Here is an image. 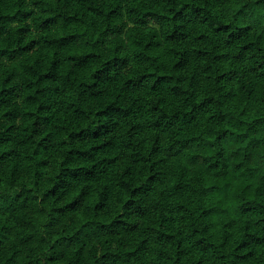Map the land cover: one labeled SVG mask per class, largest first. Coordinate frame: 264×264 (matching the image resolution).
<instances>
[{
    "label": "clouds",
    "instance_id": "obj_1",
    "mask_svg": "<svg viewBox=\"0 0 264 264\" xmlns=\"http://www.w3.org/2000/svg\"><path fill=\"white\" fill-rule=\"evenodd\" d=\"M0 264H264V0H0Z\"/></svg>",
    "mask_w": 264,
    "mask_h": 264
}]
</instances>
